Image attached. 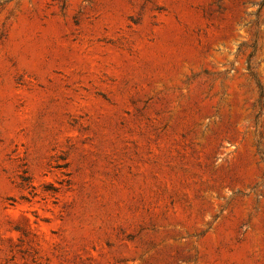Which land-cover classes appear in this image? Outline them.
Segmentation results:
<instances>
[{
  "label": "rangeland",
  "instance_id": "obj_1",
  "mask_svg": "<svg viewBox=\"0 0 264 264\" xmlns=\"http://www.w3.org/2000/svg\"><path fill=\"white\" fill-rule=\"evenodd\" d=\"M0 264H264V0H0Z\"/></svg>",
  "mask_w": 264,
  "mask_h": 264
}]
</instances>
